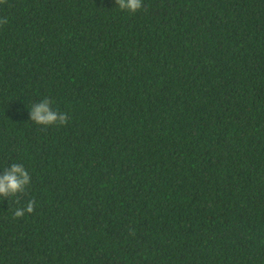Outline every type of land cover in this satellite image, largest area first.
I'll return each instance as SVG.
<instances>
[{"label": "trees", "instance_id": "16d2710c", "mask_svg": "<svg viewBox=\"0 0 264 264\" xmlns=\"http://www.w3.org/2000/svg\"><path fill=\"white\" fill-rule=\"evenodd\" d=\"M0 264H264V0L0 4ZM48 98L68 123L30 121ZM35 201L34 212H14Z\"/></svg>", "mask_w": 264, "mask_h": 264}, {"label": "clouds", "instance_id": "9594fccd", "mask_svg": "<svg viewBox=\"0 0 264 264\" xmlns=\"http://www.w3.org/2000/svg\"><path fill=\"white\" fill-rule=\"evenodd\" d=\"M6 3V0H0V4ZM116 8L121 11H127L135 14L142 8V0H114ZM7 18L0 20V25L6 24ZM52 101L48 98L34 103L29 111L30 121L44 128L51 126H62L68 123L66 113L55 110L52 107ZM31 182L28 171L22 164H12L6 168L0 175V198L9 199L25 193L26 188ZM35 201L30 200L26 207L18 208L14 212L16 218H21L25 213L34 212Z\"/></svg>", "mask_w": 264, "mask_h": 264}]
</instances>
